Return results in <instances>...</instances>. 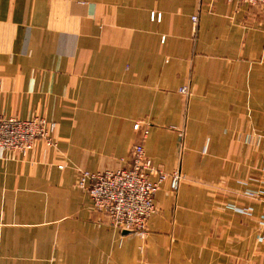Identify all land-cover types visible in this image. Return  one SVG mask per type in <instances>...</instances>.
Segmentation results:
<instances>
[{"label":"crops","instance_id":"obj_1","mask_svg":"<svg viewBox=\"0 0 264 264\" xmlns=\"http://www.w3.org/2000/svg\"><path fill=\"white\" fill-rule=\"evenodd\" d=\"M0 114L56 123L55 146L0 151V264H264V4L0 0ZM135 121L182 176L144 238L75 187L129 158Z\"/></svg>","mask_w":264,"mask_h":264},{"label":"built area","instance_id":"obj_2","mask_svg":"<svg viewBox=\"0 0 264 264\" xmlns=\"http://www.w3.org/2000/svg\"><path fill=\"white\" fill-rule=\"evenodd\" d=\"M226 1L252 6L264 4V0ZM191 21L195 26L197 15H193ZM178 92L183 96L189 94L186 86L180 87ZM133 127L140 136L133 144L129 158L121 159L123 164L115 169H78L75 187L87 192L92 209L104 216L111 225L136 232L140 238H144L148 219L157 211L156 192L167 180L171 190H176L182 176L179 171L164 172L146 155L144 140L149 132V124L135 121ZM55 128L54 121L42 116L33 115L22 119L0 114V151L25 156L40 139L53 147L56 145L53 137ZM58 167L62 168L63 165ZM250 196L264 208V186L254 189ZM142 249L139 246L140 252Z\"/></svg>","mask_w":264,"mask_h":264},{"label":"water","instance_id":"obj_3","mask_svg":"<svg viewBox=\"0 0 264 264\" xmlns=\"http://www.w3.org/2000/svg\"><path fill=\"white\" fill-rule=\"evenodd\" d=\"M123 230H124V229H123ZM127 231H128V232H132V231H130V230H126V232H127Z\"/></svg>","mask_w":264,"mask_h":264},{"label":"rangeland","instance_id":"obj_4","mask_svg":"<svg viewBox=\"0 0 264 264\" xmlns=\"http://www.w3.org/2000/svg\"><path fill=\"white\" fill-rule=\"evenodd\" d=\"M138 235V234H137ZM139 237V236H138ZM140 238V237H139Z\"/></svg>","mask_w":264,"mask_h":264}]
</instances>
